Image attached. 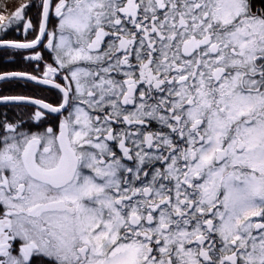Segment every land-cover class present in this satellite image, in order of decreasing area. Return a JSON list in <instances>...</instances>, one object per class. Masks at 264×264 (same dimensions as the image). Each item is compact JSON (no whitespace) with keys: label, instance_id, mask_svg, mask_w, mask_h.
<instances>
[{"label":"snow or ice","instance_id":"1","mask_svg":"<svg viewBox=\"0 0 264 264\" xmlns=\"http://www.w3.org/2000/svg\"><path fill=\"white\" fill-rule=\"evenodd\" d=\"M29 6L0 82L59 100L0 94V264H264V0Z\"/></svg>","mask_w":264,"mask_h":264},{"label":"flooded vegetation","instance_id":"2","mask_svg":"<svg viewBox=\"0 0 264 264\" xmlns=\"http://www.w3.org/2000/svg\"><path fill=\"white\" fill-rule=\"evenodd\" d=\"M34 2H32L31 4H39V0H33ZM26 15L31 18L33 20V22L35 23L38 19H39V8L38 7H30L29 9L26 10ZM17 32L21 33L20 37H22L23 40H20L22 42L31 40L33 33L29 32L27 34L24 33L23 29L21 27H18ZM39 51L41 52V54L44 56V59L51 63V53L44 48L43 46H38ZM34 54V50L32 49H24V62H25V71L23 72H29V73H33V74H37L39 75L40 73V69L43 68V64H40V68H37V64L40 62H37L35 60H31L28 59V57H30L31 55ZM28 61V62H27ZM30 62V64H29ZM23 85L25 88V92H26V96H30V97H34V98H38V99H44L46 102L49 103H53L55 104L56 102H58L59 100V92L57 89L52 88L49 85H42V84H37L31 81H25L23 80ZM30 83H34L35 86L37 88L31 89L33 90V92L31 93L32 95L28 94V91L30 90ZM34 106L32 105H24L23 107V115H22V119L25 122H31L30 121V117L32 112L34 111Z\"/></svg>","mask_w":264,"mask_h":264},{"label":"trees","instance_id":"3","mask_svg":"<svg viewBox=\"0 0 264 264\" xmlns=\"http://www.w3.org/2000/svg\"><path fill=\"white\" fill-rule=\"evenodd\" d=\"M2 7L3 1H0ZM1 7V6H0ZM18 36V35H17ZM17 36L7 34V32H0V38L8 40H19ZM24 50L22 49H0V73L8 71H25ZM31 61V60H29ZM28 62V61H27ZM30 64V62H29ZM22 79H16L14 83L7 84L0 82V94L2 95H25V88ZM30 90L28 94L32 95L34 88H37L34 83H30ZM23 106H15L14 104H0V113H5L12 119H20L23 115Z\"/></svg>","mask_w":264,"mask_h":264},{"label":"rangeland","instance_id":"4","mask_svg":"<svg viewBox=\"0 0 264 264\" xmlns=\"http://www.w3.org/2000/svg\"><path fill=\"white\" fill-rule=\"evenodd\" d=\"M0 1H3V3H4L3 7L0 4V6H1L0 7V15H5V16H8L11 12H13L17 7H19V5L21 3H29L30 2V6H29V8H30L31 3L34 2L33 0H0ZM29 8H27V9H29ZM26 10H25V12H26ZM17 29H18V27H16L15 30L9 29L7 31V34L8 33L11 35L14 34V36L18 35L17 37L20 39L19 40L16 39L15 41L22 42V41H20V40H23L22 37H20L21 33L17 32ZM31 38H33V36ZM22 50H24V49H22Z\"/></svg>","mask_w":264,"mask_h":264},{"label":"water","instance_id":"5","mask_svg":"<svg viewBox=\"0 0 264 264\" xmlns=\"http://www.w3.org/2000/svg\"><path fill=\"white\" fill-rule=\"evenodd\" d=\"M17 79H19V78H17ZM23 80V79H22ZM31 82H34V83H37V82H35V81H31ZM38 84V83H37ZM0 104H3V103H0Z\"/></svg>","mask_w":264,"mask_h":264}]
</instances>
